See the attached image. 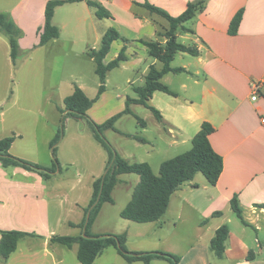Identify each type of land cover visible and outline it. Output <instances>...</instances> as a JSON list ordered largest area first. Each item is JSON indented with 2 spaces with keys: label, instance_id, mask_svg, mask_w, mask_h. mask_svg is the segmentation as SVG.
I'll use <instances>...</instances> for the list:
<instances>
[{
  "label": "crops",
  "instance_id": "1",
  "mask_svg": "<svg viewBox=\"0 0 264 264\" xmlns=\"http://www.w3.org/2000/svg\"><path fill=\"white\" fill-rule=\"evenodd\" d=\"M50 1L54 0H0V13L9 14L24 33L32 32L31 46L38 49L42 48L36 46L39 44V30L45 24V8ZM87 1L68 3L56 9L53 24L60 29V38L43 47L58 43L69 31L70 36L93 40L92 49L98 50L104 36L115 30L121 39L112 43L104 64L115 60L123 51L126 59L118 68L127 66L132 71H142L146 77L150 66L161 69L162 65L149 57L148 48L142 42L164 43L162 35L169 29V23L144 5H152L176 18L186 11L189 4L201 0H89L105 10L107 17L103 18L96 16ZM240 10H244V16L239 32L230 36V23ZM102 25L105 26L100 28ZM178 38L191 41L192 46L182 44L197 49L199 55L179 53L172 67L182 68L185 72L167 74L161 81L176 97L155 92L149 102L162 116V120L156 119L162 126L157 130L158 139L166 152L184 148L185 153L191 148V141L201 126L209 123L215 130L209 138L210 143L223 158L224 170L214 187L199 175L183 185L172 196L164 217L176 201L174 230L177 222L192 223L193 244L207 249L203 256L204 264H212L209 257L215 255H208V246L216 230L223 225L229 226L230 237L224 258L214 264H264V0H207L204 11L185 24V31L180 32ZM186 55L191 58H186ZM180 57L186 61L173 66ZM143 64L146 65L144 70L141 69ZM181 75L186 78L178 81ZM167 79H172L173 85L168 84ZM254 83L261 84L256 101L252 100ZM174 84H178L176 89L172 87ZM105 95L106 92L100 97ZM141 140L134 141L139 145L148 142ZM46 190V179L38 173L22 168L3 169L0 164V231L20 230L26 220L21 218L22 213L7 216L12 214V208L6 206L5 198L9 201L13 198L23 200L28 207L30 202L35 203L40 217L37 219L43 225L49 224L48 202L44 199ZM235 197L247 225L240 222L245 229L256 231L254 241H246L243 233L231 225L234 215L231 200ZM89 204L86 203L82 209L83 206L79 207L77 203L78 219L76 223L69 222L70 226L79 228L82 225ZM215 213L222 215L214 217ZM168 222L166 226H169ZM56 223L59 225L63 221L58 218ZM160 227L163 228L162 224ZM51 237L43 239L47 243ZM179 238L186 240L185 236ZM20 245L7 261L0 258V264H12L13 261L14 264H43L46 260L35 256L26 258L23 254L15 258ZM250 255L251 261L248 260Z\"/></svg>",
  "mask_w": 264,
  "mask_h": 264
},
{
  "label": "rangeland",
  "instance_id": "2",
  "mask_svg": "<svg viewBox=\"0 0 264 264\" xmlns=\"http://www.w3.org/2000/svg\"><path fill=\"white\" fill-rule=\"evenodd\" d=\"M67 33L58 43L33 49L31 43L34 34L30 31L23 32L19 40L20 54L16 66H13L10 58L7 37L2 35L0 39V140L15 138L10 150L11 155L55 171L49 178H45L47 190L44 199L48 202L49 224L43 225L39 222L37 217L39 219L40 217L35 203L30 202L28 207L23 200L13 198L9 201L4 197L6 206L12 208V214L7 216L22 213L21 218L26 219L22 228L15 231L35 235L20 242V251L15 258L22 254L26 258L34 256L42 260L46 258L43 264H80L77 260L78 245L69 249L52 244L50 240L46 243L43 238L51 235L81 234L80 227L73 228L68 223H76L78 219L77 203L79 207L83 206V209L84 205L90 202L93 182L104 175L108 163V154L95 141L92 131L94 128L89 121L85 118L66 116L64 112V99L72 95L76 86L84 89L90 99L97 97L100 86L96 63L89 56L94 41L70 36L69 31ZM21 39H23L22 43ZM179 42L193 45L191 41L184 39H179ZM186 58L191 57L186 55ZM185 61L186 59L180 57L173 66ZM144 68H146L145 64L141 66L142 70ZM145 78L142 71H132L127 66L108 73L106 95L94 103L88 112L89 120L100 125L123 111L127 98H138L134 89L143 87ZM183 78L186 76L181 75L177 80ZM167 83L173 85L172 79H167ZM172 87L176 89L178 84ZM130 109L132 114L123 116L115 125L116 131H106L104 137L122 158L130 163H149L154 173L158 174L162 161L172 159L185 150L184 148L167 152L163 150L157 132L162 126L151 110L141 105H132ZM138 118L145 126L138 121ZM123 133L148 142L146 145H139ZM57 137L58 143L52 148L51 145ZM54 148H56L55 155H53ZM198 175L199 178H204L203 175ZM118 179V184L112 193L114 203L103 205L100 214L89 229L90 235L125 234L126 249L131 253L164 252L177 256L180 260L179 264H204L202 261L207 249L193 244L191 237L195 234L191 230L192 223L177 222V229L174 230L172 224L176 219V201L171 211L159 221L158 225L140 224L122 219L120 213L130 202L140 178L135 174H126L119 176ZM31 216L35 218L30 219ZM58 218L62 219L63 223L57 225ZM232 219V227H237V232L243 233L242 237L246 241H254L257 237L256 231L245 229L235 215ZM166 221H169V226L165 225ZM161 224L163 228L160 227ZM179 236H185L186 240H179ZM210 254L213 253L208 246V255ZM209 260L212 264L219 262V259L213 255H210ZM94 264L128 263L114 247H111L106 249ZM150 264L172 263L153 260Z\"/></svg>",
  "mask_w": 264,
  "mask_h": 264
},
{
  "label": "trees",
  "instance_id": "3",
  "mask_svg": "<svg viewBox=\"0 0 264 264\" xmlns=\"http://www.w3.org/2000/svg\"><path fill=\"white\" fill-rule=\"evenodd\" d=\"M84 0H54L47 3L45 8V24L39 30V44L36 47H43L53 40L60 38V29L53 24L55 11L58 7L74 2ZM88 6L95 10L98 18L107 17V13L101 5L93 1H87ZM207 0H201L196 4H189L186 11L179 17H171L163 10L152 5L145 4L151 13L157 14L168 21L169 29L162 35L165 39L164 43L157 41L142 43L148 48L149 57L157 60L161 65V69H157L155 65L150 66L145 78V85L135 90L138 98H127L125 109L114 115L103 124H96L89 120L88 111L94 103L106 90L107 74L118 68L126 58L124 52H120L118 57L105 65L104 60L111 50L114 41L121 39L115 30H110L102 39L98 50H91L89 56L96 63V73L99 76L100 86L98 95L95 99H90L86 93L78 86L69 97L64 99L66 116L77 118H85L93 126L94 139L103 147L108 154V163L105 173L102 177L95 180L93 184V194L90 204L86 210V217L80 228L82 234L79 236H52L50 243L65 246L71 249L74 245H78L77 260L80 264H94L104 251L114 247L118 254L128 263L143 262L150 264L153 260H164L172 264H179L180 260L177 256L164 252H147V253H131L126 249L127 237L122 235H90L89 229L101 212L105 203H114L112 193L118 184V177L126 174H135L139 176L140 182L136 186L130 202L120 213L124 220L132 221L140 224L156 223L160 221L167 213L171 203V198L183 185L194 180L196 175L201 174L206 179L209 186H216L224 170V160L216 153L210 143V136L214 133V128L209 123H204L200 131L191 141V148L180 155L173 157L160 166L159 173L155 174L152 167L146 163H130L122 158L113 146L105 139L106 131H116V123L125 115L132 114L130 107L132 105H141L154 114L157 120H162L160 112L150 106L149 102L155 92H162L170 96L176 97L161 81L163 77L170 73H183L182 68H173L172 63L179 53H187L194 57L199 55L197 49L186 46L179 42L178 34L185 31V24L192 21L199 13L206 8ZM244 10H240L232 19L228 34L236 36L239 32ZM0 35L6 36L10 46V58L13 66L17 65L20 54L19 40L23 35V31L13 22L9 14L0 13ZM138 121L144 126L141 119ZM124 136L142 141L137 136L124 134ZM15 138L8 137L0 140V164L3 169L22 168L26 171L37 172L44 178L55 171L48 168L40 167L37 164L29 163L21 158L10 154V150ZM58 143V137L54 140L51 147ZM56 148L53 149L55 155ZM58 164L57 160L55 159ZM231 208L234 215L244 224L247 225L243 218V212L237 197L231 200ZM90 214L87 223V215ZM215 213L213 216H221ZM0 258L7 261L14 254L19 243L27 238L34 237L20 231H0ZM230 237V228L223 225L216 230L214 237L210 242L211 252L218 258L223 259L227 242ZM251 255L248 260L251 261Z\"/></svg>",
  "mask_w": 264,
  "mask_h": 264
},
{
  "label": "built area",
  "instance_id": "4",
  "mask_svg": "<svg viewBox=\"0 0 264 264\" xmlns=\"http://www.w3.org/2000/svg\"><path fill=\"white\" fill-rule=\"evenodd\" d=\"M260 88H261V84L254 83L252 85V94H253L252 100L253 101H256L258 99ZM262 123L264 124V119L262 120Z\"/></svg>",
  "mask_w": 264,
  "mask_h": 264
},
{
  "label": "water",
  "instance_id": "5",
  "mask_svg": "<svg viewBox=\"0 0 264 264\" xmlns=\"http://www.w3.org/2000/svg\"><path fill=\"white\" fill-rule=\"evenodd\" d=\"M89 216H90V214L88 213V215H87V223H88V220H89Z\"/></svg>",
  "mask_w": 264,
  "mask_h": 264
}]
</instances>
